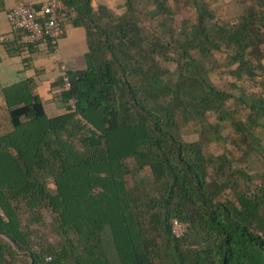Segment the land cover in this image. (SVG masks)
<instances>
[{
  "label": "trees",
  "instance_id": "trees-1",
  "mask_svg": "<svg viewBox=\"0 0 264 264\" xmlns=\"http://www.w3.org/2000/svg\"><path fill=\"white\" fill-rule=\"evenodd\" d=\"M59 1L56 39L0 41L31 60L71 26L88 40L47 128L32 78L0 86V264H264V0L231 18L210 0Z\"/></svg>",
  "mask_w": 264,
  "mask_h": 264
},
{
  "label": "crops",
  "instance_id": "crops-1",
  "mask_svg": "<svg viewBox=\"0 0 264 264\" xmlns=\"http://www.w3.org/2000/svg\"><path fill=\"white\" fill-rule=\"evenodd\" d=\"M42 0H0V34L12 33L7 12L19 2L40 3ZM123 0H91L96 8L100 4H119ZM12 37L14 34H11ZM12 37L10 39H12ZM88 40L86 32L81 26H71L65 37L61 39L53 53H36L30 59H24L18 54H8L0 45V86L32 78L35 90L47 101L58 106L60 112L63 105L55 96L57 88L52 87L60 71L83 67L86 61ZM82 58V60H81ZM56 97V98H55ZM5 102L0 93V115L4 114Z\"/></svg>",
  "mask_w": 264,
  "mask_h": 264
},
{
  "label": "built area",
  "instance_id": "built-area-1",
  "mask_svg": "<svg viewBox=\"0 0 264 264\" xmlns=\"http://www.w3.org/2000/svg\"><path fill=\"white\" fill-rule=\"evenodd\" d=\"M59 0H42L40 5L27 2H19L13 6L7 16L11 25L12 33L0 34V41L9 40L14 32H19L21 41L34 43L41 40L44 35L56 39L61 32V23L58 18L57 9ZM68 85L67 77L64 78ZM186 222L174 218L172 231L180 235L186 229Z\"/></svg>",
  "mask_w": 264,
  "mask_h": 264
},
{
  "label": "rangeland",
  "instance_id": "rangeland-1",
  "mask_svg": "<svg viewBox=\"0 0 264 264\" xmlns=\"http://www.w3.org/2000/svg\"><path fill=\"white\" fill-rule=\"evenodd\" d=\"M210 1L216 6L218 13L225 18H231V17L237 16L238 14H241L242 12V6L238 4L236 0H210ZM182 17L183 15L179 14L178 22L182 20ZM169 65L173 66L171 63ZM58 106L55 105L51 101H47V103L44 104L45 112L47 109V113L49 115H54L56 113H59ZM196 136H197L196 132H189V133H185L184 135L186 139L195 138ZM211 149L217 152L220 151V147L218 145L216 146L212 145ZM250 161H251V166L253 167V169L259 168V164L254 158H251ZM46 221H47L46 232L48 233V236L53 237L54 222L52 218L50 217V215L47 213H46Z\"/></svg>",
  "mask_w": 264,
  "mask_h": 264
}]
</instances>
